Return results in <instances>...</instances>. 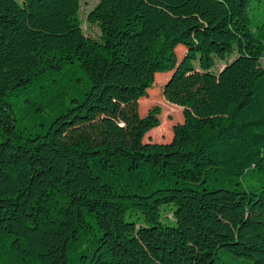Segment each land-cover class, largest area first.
Returning <instances> with one entry per match:
<instances>
[{
    "label": "trees",
    "instance_id": "16d2710c",
    "mask_svg": "<svg viewBox=\"0 0 264 264\" xmlns=\"http://www.w3.org/2000/svg\"><path fill=\"white\" fill-rule=\"evenodd\" d=\"M253 1L100 0L95 39L80 0H0V264H264ZM158 73L184 115L165 143L139 107Z\"/></svg>",
    "mask_w": 264,
    "mask_h": 264
},
{
    "label": "rangeland",
    "instance_id": "374dc122",
    "mask_svg": "<svg viewBox=\"0 0 264 264\" xmlns=\"http://www.w3.org/2000/svg\"><path fill=\"white\" fill-rule=\"evenodd\" d=\"M100 0H80L79 18L81 21L83 32L86 36L99 39L101 36V30L97 24L90 22L89 13L98 4ZM250 18L252 26H255L261 19L264 18V0H255L251 5ZM178 57H182L185 52V48L179 46L177 48ZM236 55L229 58V61L233 60ZM224 61H218L215 67V71L218 72L225 66ZM261 65L264 66V58L261 60ZM169 73V72H167ZM167 73H158L165 75H157L155 83L152 88L149 89L146 97L139 100L140 113L145 115L149 109L153 106L161 107L160 114V125L157 128L152 129L146 134L144 140L156 143L169 142L173 136V126L177 123H181L184 120L183 108L174 104L169 103L164 97L162 86L164 81L167 79ZM249 179L250 176H247ZM174 208L173 204L163 205L162 213L167 220H173L171 210ZM138 218V219H137ZM127 219L140 220L141 214L137 211H132L127 214ZM217 264H238V261L232 259L227 253L221 252L220 258ZM247 264H254L251 260Z\"/></svg>",
    "mask_w": 264,
    "mask_h": 264
}]
</instances>
